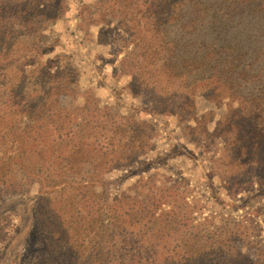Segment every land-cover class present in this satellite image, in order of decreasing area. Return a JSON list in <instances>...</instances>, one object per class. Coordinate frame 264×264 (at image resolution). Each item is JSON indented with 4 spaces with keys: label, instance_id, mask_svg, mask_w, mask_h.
Segmentation results:
<instances>
[{
    "label": "trees",
    "instance_id": "trees-1",
    "mask_svg": "<svg viewBox=\"0 0 264 264\" xmlns=\"http://www.w3.org/2000/svg\"><path fill=\"white\" fill-rule=\"evenodd\" d=\"M108 1L142 47L135 72L131 58L121 62L132 94L147 97L155 114L193 117L186 129L205 149L233 131L232 145L219 149L223 188L232 198L264 199V0ZM62 4L0 0V244L3 252L10 242L20 245L9 264H264V249L258 261L232 250L260 232V204H248L255 206L252 219L215 231L178 185L140 179L133 194L106 196V176L148 154L154 129L107 117L88 92L81 107L57 109L69 91L53 84L57 72L35 58ZM206 97L223 110L215 121V112L195 118ZM11 206L31 211L22 236L6 232Z\"/></svg>",
    "mask_w": 264,
    "mask_h": 264
},
{
    "label": "rangeland",
    "instance_id": "rangeland-1",
    "mask_svg": "<svg viewBox=\"0 0 264 264\" xmlns=\"http://www.w3.org/2000/svg\"><path fill=\"white\" fill-rule=\"evenodd\" d=\"M60 1L63 3L62 13L44 31L40 41L44 50L35 58L47 62L57 72L53 84L61 82V86L69 91L60 97L57 109L81 107L83 94L88 92L107 117L134 119L154 129L152 150L148 154L139 157L138 163L131 168L112 170L106 176L103 189L106 196L133 194L131 188L140 179L153 178L178 185L179 191L186 195V204H200L204 217H210L215 231L222 230L233 219H252L255 206L251 208L248 204H260L256 207L264 210V199L255 201L243 195L232 198L221 183L226 161L219 149L232 145L233 131H223L205 149L191 141L189 134L192 132L186 129V125L193 123V117L187 116L180 121L155 114L147 97L132 94L129 88L131 76L121 68V62L124 58H131L128 68L135 72L142 47L131 42L117 15L110 11L111 3L108 0ZM197 107L195 118H201L206 111L215 112V121L223 114V110L214 104L213 97L198 100ZM82 120L79 118L74 126ZM209 128L212 129L211 125ZM17 178L23 180L24 176L18 173ZM36 186L32 184L30 196L37 194ZM5 211L4 214L11 212L7 214L11 220L6 232L22 236L31 225V211L24 206H11ZM18 218H21V223H18ZM254 220L259 224L260 232L250 242L242 241L232 250L235 254H244L258 261V250L264 249V216H257ZM14 246L20 247L10 242L8 250L3 252L0 244V264L11 262Z\"/></svg>",
    "mask_w": 264,
    "mask_h": 264
}]
</instances>
